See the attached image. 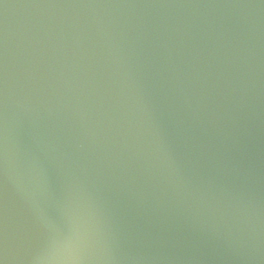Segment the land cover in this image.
<instances>
[{
    "label": "water",
    "instance_id": "1",
    "mask_svg": "<svg viewBox=\"0 0 264 264\" xmlns=\"http://www.w3.org/2000/svg\"><path fill=\"white\" fill-rule=\"evenodd\" d=\"M0 264H264V0H0Z\"/></svg>",
    "mask_w": 264,
    "mask_h": 264
}]
</instances>
